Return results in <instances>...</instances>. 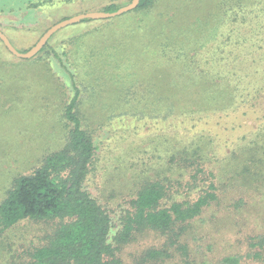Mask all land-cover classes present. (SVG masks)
<instances>
[{
  "label": "trees",
  "instance_id": "16d2710c",
  "mask_svg": "<svg viewBox=\"0 0 264 264\" xmlns=\"http://www.w3.org/2000/svg\"><path fill=\"white\" fill-rule=\"evenodd\" d=\"M165 1L139 0L119 16L80 20L74 25L91 27L69 36V50L50 44L58 30L31 58L13 61L0 49V77L9 78L7 85L0 82V94L8 87L12 95L6 100L18 106L33 89L38 70L24 66L34 65L36 56L45 53L61 75L52 132L61 146L42 155L30 173L12 179L0 201V235L24 219L58 222L44 244L12 264H164L171 258L176 264H264V230L251 229L242 238L245 249H254L245 253L216 251L212 242L205 248L206 229L200 232L237 218L246 225L251 209L264 207V122L249 137L241 135L242 144L224 156L206 133L191 139L158 135L154 150L164 155L129 189L134 194L126 205L104 203L87 188L97 159L96 133L113 120L127 116L134 125L162 118L174 126L180 120L202 123L221 112L226 117L218 115L222 119L212 123L213 131L223 130L222 121L228 120L235 135L243 129L241 114L264 99V0H188L196 6L193 2L184 16L182 7L162 10ZM118 7L110 3L101 11ZM96 61L112 64V71L98 72ZM39 91L38 86L31 100L40 98ZM106 93L115 94L113 102H97ZM145 230L165 236L161 247L125 263L121 247Z\"/></svg>",
  "mask_w": 264,
  "mask_h": 264
},
{
  "label": "rangeland",
  "instance_id": "374dc122",
  "mask_svg": "<svg viewBox=\"0 0 264 264\" xmlns=\"http://www.w3.org/2000/svg\"><path fill=\"white\" fill-rule=\"evenodd\" d=\"M130 1L0 0V29L17 50L25 52L34 45L51 25L65 18L88 11H100L110 3H117L121 7ZM193 2L196 6L195 1L166 0L161 3L163 5L161 9L170 13L173 9L176 10L177 6L182 7L181 15L184 16L185 12L193 7ZM188 20L192 21L193 19ZM74 24L59 29L50 39V44L56 46L58 51L62 52V48L69 50L70 45L66 43L69 36L91 27L87 23L77 26ZM229 27L234 28L235 26L231 24ZM236 33V29L230 31L229 44L235 40ZM230 46L228 45V47ZM0 49L3 56L9 57L13 61H19L20 57L15 56L16 59H13V56L11 57L6 52L1 42ZM205 55L210 56L208 51ZM215 55L219 56L218 52L212 54L213 57H216ZM222 56L226 58V53ZM234 58L232 54V57L228 60ZM35 60L34 65L27 64V66H24L26 68L32 67L34 73L38 70L34 84L31 85L33 89H30L28 97L25 95L26 97L23 99L26 102L21 100L19 102L21 105L18 106V102L6 100L8 95H12V91L8 87H4L0 94V152H2L0 153V201L5 196L6 189L16 175L30 173L38 166V161L42 155L61 146L60 140L56 138L57 136L53 137L52 135L57 123L55 116L57 111L55 109L59 105L56 93L60 88L57 85L56 78L61 75L52 59L47 57L45 53L36 56ZM100 64L96 61L95 65L98 72L112 71V64L106 65L104 62L102 66ZM64 80L66 92L70 93L72 90L70 82L66 78ZM8 81L7 74L2 78L0 77V82L8 84ZM38 86L41 94L39 99L34 96L35 102V100H31V93ZM112 96L114 97L115 94H112ZM112 96L106 93L105 99L102 98L97 102L109 104L113 102L110 99ZM27 99H29L28 104H26ZM47 109L51 110L47 111ZM247 112L246 115L245 113L241 114L243 117H240L242 119L240 123H243V129L235 135L228 129L231 123L228 120L222 121L224 122L221 125L224 128L223 130L213 131L212 123L216 126L222 119L218 118V115H226L221 112L212 113L205 122H202L203 124L198 121L180 120L174 126L170 125L169 119L164 121L162 118L141 120L134 125L131 123L130 117L127 116H123L124 121L120 118L115 119L110 126H104L96 133L97 159L95 169L87 180V188L104 203H107L108 199L114 205L119 203L122 205L123 202L126 205L134 194H132L134 190L129 191V189L133 186L136 187L143 175L151 174L161 161L160 157L164 155L154 150L158 135H162V138L163 135L168 137L173 135L176 139H191L196 135L206 133L213 137V146L217 154L224 156L232 146L242 144L239 141L241 135L249 137L257 124L264 122V99H260L259 103ZM231 140L236 141L231 143ZM256 209H251L252 215L247 217L246 225H243L240 218H237L238 222H232V220L222 221L217 228H201L200 232L206 229V231L201 232L204 236L201 238L202 245L206 248L212 242L214 246H218L214 249L216 251L218 249L229 250L230 252L236 250L246 251L248 247L245 249L241 244V240L242 238L245 239L247 232L251 229L264 230V207ZM243 217H246L245 214H243ZM253 221L256 224H252ZM57 222V220L24 219L8 228L0 235V264H12L26 260L28 257L27 251L44 244L46 236L53 232L54 223ZM164 238L165 236L161 232L154 230L137 233L134 240L121 247V258L125 263H130L133 258L139 256L147 248L161 247ZM194 244L195 240L191 241L192 256L196 255ZM233 244L236 246L232 247ZM248 250L253 251L254 249L249 248ZM164 264L176 263L171 258Z\"/></svg>",
  "mask_w": 264,
  "mask_h": 264
},
{
  "label": "water",
  "instance_id": "95a60500",
  "mask_svg": "<svg viewBox=\"0 0 264 264\" xmlns=\"http://www.w3.org/2000/svg\"><path fill=\"white\" fill-rule=\"evenodd\" d=\"M139 3V0H131L128 4L121 6L117 8L115 11L111 12H104V11H88L84 13H79L76 15H73L71 17L65 18L53 25H51L34 43L33 46H31L27 51L20 52L17 50L8 37L5 35V33L0 29V40L4 44V46L7 48L8 51H10L14 56L20 57V58H31L34 55H36L39 50L46 44L47 40L50 38V36L56 32L57 30L70 25L79 22L82 19L85 18H92V19H99V18H109V17H116L119 16L125 12H128L132 9H134Z\"/></svg>",
  "mask_w": 264,
  "mask_h": 264
}]
</instances>
